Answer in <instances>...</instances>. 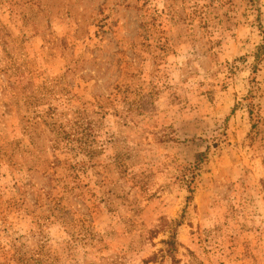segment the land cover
I'll return each instance as SVG.
<instances>
[{"label": "rangeland", "instance_id": "374dc122", "mask_svg": "<svg viewBox=\"0 0 264 264\" xmlns=\"http://www.w3.org/2000/svg\"><path fill=\"white\" fill-rule=\"evenodd\" d=\"M0 264H264V0H0Z\"/></svg>", "mask_w": 264, "mask_h": 264}]
</instances>
